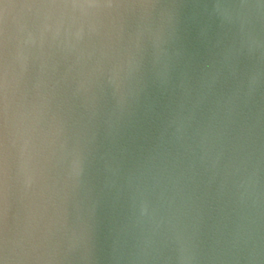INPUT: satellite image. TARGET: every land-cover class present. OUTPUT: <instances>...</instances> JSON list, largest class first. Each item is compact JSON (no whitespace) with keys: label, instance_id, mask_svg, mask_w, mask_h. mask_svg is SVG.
<instances>
[{"label":"clouds","instance_id":"9594fccd","mask_svg":"<svg viewBox=\"0 0 264 264\" xmlns=\"http://www.w3.org/2000/svg\"><path fill=\"white\" fill-rule=\"evenodd\" d=\"M0 264H264V0H0Z\"/></svg>","mask_w":264,"mask_h":264}]
</instances>
